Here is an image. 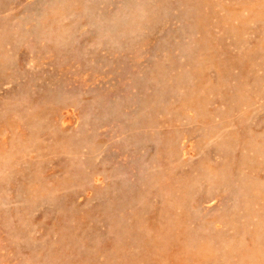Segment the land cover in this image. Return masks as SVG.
<instances>
[{"label":"rangeland","instance_id":"rangeland-1","mask_svg":"<svg viewBox=\"0 0 264 264\" xmlns=\"http://www.w3.org/2000/svg\"><path fill=\"white\" fill-rule=\"evenodd\" d=\"M0 264H264V0H0Z\"/></svg>","mask_w":264,"mask_h":264}]
</instances>
